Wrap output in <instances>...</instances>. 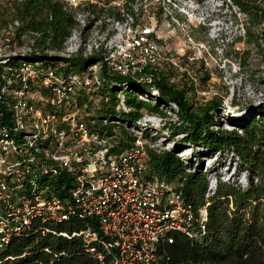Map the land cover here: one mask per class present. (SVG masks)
<instances>
[{
  "label": "built area",
  "instance_id": "obj_1",
  "mask_svg": "<svg viewBox=\"0 0 264 264\" xmlns=\"http://www.w3.org/2000/svg\"><path fill=\"white\" fill-rule=\"evenodd\" d=\"M54 1L75 23L61 49L38 47L39 33L18 34L19 20H0V250L30 232L35 221L94 218L100 233L88 229L77 235L103 245L106 253L90 248L95 259L103 263L108 254L113 264H157L158 244L170 232L193 239L205 234L208 204L197 209L181 183L149 173V150H162L167 140L146 135L167 119L145 113L129 123L105 116L111 102L106 76L155 86L163 63L177 62L166 56L154 29L137 23V14L104 18L99 10L111 6L100 0ZM42 53L62 63L25 59ZM80 58L97 61L67 74L63 61ZM13 59L18 62L11 64ZM123 91L115 109L130 113ZM135 99L156 104L144 94ZM164 109L171 115L173 107ZM61 176L71 185L63 186L65 199L54 186ZM216 188L217 179H209L207 200Z\"/></svg>",
  "mask_w": 264,
  "mask_h": 264
},
{
  "label": "trees",
  "instance_id": "obj_2",
  "mask_svg": "<svg viewBox=\"0 0 264 264\" xmlns=\"http://www.w3.org/2000/svg\"><path fill=\"white\" fill-rule=\"evenodd\" d=\"M203 3L206 0H195ZM231 8L238 9L247 16L250 26L245 33L249 43H253L264 56V0H221ZM110 3V2H109ZM94 8V7H93ZM109 7V16L121 18V11L114 13ZM129 12L136 15L133 9ZM1 23L19 20L21 27L18 34L39 33L36 41L43 49H61L70 29L75 25L73 18L63 5L54 0H9L7 5L0 6ZM261 28V29H258ZM30 61H42L47 65H59L60 58L42 53L25 57ZM92 59L66 60L67 74L84 70L96 62ZM18 59L11 60V64ZM167 73L158 74L155 86L133 82L128 78L106 76L109 82L105 94L111 102L105 105L103 114L112 119L133 123L143 116V112L159 115L165 119L169 116L164 108L171 104L178 106V121L171 118L165 125L155 131H148L147 137L158 141L176 139L178 147L173 150H149V173L174 184L183 185V193L195 207L207 204L208 222L202 237L189 238L185 234L173 231L158 244L159 262L157 264H264V108L256 116H250L242 122H230L232 129H224L219 120L223 108L221 99H213L204 107L194 108L186 90L170 83ZM129 84L123 91L124 84ZM153 87L159 94H153ZM120 91L127 99L130 113L118 112L115 109ZM136 94H144L156 101V104L136 100ZM119 119V120H120ZM121 146H125L122 142ZM175 146V145H174ZM185 146L198 151L201 156L214 157L223 155L234 162V170L228 181L222 176L229 174L219 168L214 171L217 188L207 200L205 195L209 188L207 174L202 171V162L197 155L196 163L192 159L183 161L176 150ZM193 170V172H187ZM237 171V172H236ZM245 173L246 184H240L236 175ZM237 179V180H236ZM70 180L61 176L54 184L57 194L63 199L68 192L63 189ZM45 227L47 230L43 229ZM92 229L99 232L96 219L87 220L74 217L67 222L42 225L35 221L33 229L27 234L13 237L10 243L0 250V264H113L110 255L106 254L103 263L95 259L90 248L95 246L106 253L102 244L90 242L80 232ZM100 233V232H99Z\"/></svg>",
  "mask_w": 264,
  "mask_h": 264
},
{
  "label": "rangeland",
  "instance_id": "obj_3",
  "mask_svg": "<svg viewBox=\"0 0 264 264\" xmlns=\"http://www.w3.org/2000/svg\"><path fill=\"white\" fill-rule=\"evenodd\" d=\"M8 1L0 0V6L7 5ZM100 2L110 4L114 13H127L129 8L133 9L137 12L138 24H147L155 30L157 43L168 58L177 62L176 66L171 62L163 63L158 74L167 73L171 84L184 88L195 109L204 107L213 99H221L223 108L219 120L224 129H232L230 122H242L250 116L259 119V111L264 108V56L253 43H249L251 39L245 29L250 26V20L238 9L221 0H206L203 3L195 0ZM99 13L104 18L110 14L102 10ZM260 27L264 28V22ZM189 56L195 57V61L189 62ZM171 107L173 109H170L171 115L167 112V119L171 118L170 121L176 123L179 109L177 105ZM260 119L264 120V116ZM181 137L165 141L162 150L177 148V140ZM183 147L176 150L180 159H192L196 163V156L199 155L202 171L207 174L208 180L217 177L214 171L219 168L229 173L223 175L222 180L232 174L235 164L229 162L231 158L223 155L201 156L199 150ZM236 176L240 184H246L245 173Z\"/></svg>",
  "mask_w": 264,
  "mask_h": 264
},
{
  "label": "bare ground",
  "instance_id": "obj_4",
  "mask_svg": "<svg viewBox=\"0 0 264 264\" xmlns=\"http://www.w3.org/2000/svg\"><path fill=\"white\" fill-rule=\"evenodd\" d=\"M217 179V178H216ZM229 179V178H228Z\"/></svg>",
  "mask_w": 264,
  "mask_h": 264
}]
</instances>
